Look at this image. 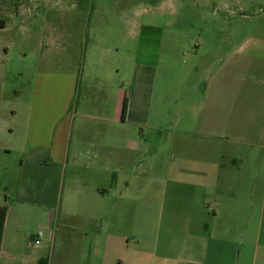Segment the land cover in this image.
I'll return each mask as SVG.
<instances>
[{
	"label": "crops",
	"instance_id": "crops-1",
	"mask_svg": "<svg viewBox=\"0 0 264 264\" xmlns=\"http://www.w3.org/2000/svg\"><path fill=\"white\" fill-rule=\"evenodd\" d=\"M15 8L10 13L8 8L0 11V18L6 20L4 29L17 25ZM84 62L72 63L70 69L39 72L23 123H8L0 101V157L11 152L9 135L22 130V152L28 159L55 166L63 176L71 165L72 171L82 170L104 182L89 192L82 190L91 203L85 201L79 209L67 203L0 201V264H264V189H258L261 162H254L250 187H232L233 176L242 167L238 158L228 157L224 140L250 139L256 131L252 139L264 141V77L258 92L251 84L234 86L227 76L215 91L206 86L203 102L186 109L192 120L182 127L183 134L202 138L182 141L186 155L175 153L165 161L160 174L165 182L152 188L150 168L133 155L149 149L142 127L134 139V124L147 122L163 129L168 123L165 108L149 112L129 102L123 118V95L119 106L109 108V87L101 75L97 82L87 80L84 97L77 95L86 74ZM234 89L240 91L235 96ZM10 112L18 113L14 107ZM86 131L93 137L91 161L82 159ZM4 137L8 143L2 142ZM121 175L127 181L117 196V188H107V180ZM243 191L253 196L247 203L239 198ZM260 193L263 201L256 207L254 197ZM25 205L41 212L37 229L23 230L19 216L28 210ZM39 230L43 236L35 243Z\"/></svg>",
	"mask_w": 264,
	"mask_h": 264
},
{
	"label": "rangeland",
	"instance_id": "rangeland-1",
	"mask_svg": "<svg viewBox=\"0 0 264 264\" xmlns=\"http://www.w3.org/2000/svg\"><path fill=\"white\" fill-rule=\"evenodd\" d=\"M12 7L16 10L13 21L17 25L0 28L3 118L8 123H23L39 72L70 69L72 63L85 61L86 74L77 95L84 97L87 80L97 82V75H101L109 87L106 100L112 110L120 105L125 94L128 105L130 102L133 107L147 108L149 112L165 108L168 123L163 129L147 122L134 124V139L142 127L149 149L134 151L133 155L144 159V166L150 168L147 174L152 188L161 187L165 182L164 175H160L165 161L175 153L178 157L186 155L180 143L202 138L183 134L182 127L192 120L186 109L203 102L206 86L215 91L221 78L227 76L234 80V86L251 84L258 92L259 80L264 77V0L0 2V11L8 8L10 13ZM252 59L254 67L250 64ZM240 65L241 69L237 68ZM255 66L260 69L255 71ZM239 92L234 89L233 95ZM11 107L18 111L14 116ZM85 123L96 121L85 120ZM252 135L255 138L256 131ZM9 136L11 152L1 153L0 157V201L19 205L22 201L67 203L72 209H79V205L91 201L87 195H81L82 190L89 192L104 182L87 176L82 170L72 171L71 165L63 176L55 166L47 167L36 158L24 156L22 130ZM92 138L88 131L82 138L84 161L93 158ZM252 138H224L228 157L238 158L242 167L233 176L231 186L245 190L250 187L248 177L256 169L257 160L261 162L258 189L263 191L264 141L256 142ZM7 141L8 137L2 140ZM238 175L243 179L238 180ZM125 181L127 178L123 175L112 178L107 180V188H117L119 196ZM252 197L246 191L239 194L244 203ZM254 201L258 207L263 194L255 195ZM25 206L28 210L19 216L23 230L37 229L41 212L30 211Z\"/></svg>",
	"mask_w": 264,
	"mask_h": 264
},
{
	"label": "trees",
	"instance_id": "trees-1",
	"mask_svg": "<svg viewBox=\"0 0 264 264\" xmlns=\"http://www.w3.org/2000/svg\"><path fill=\"white\" fill-rule=\"evenodd\" d=\"M6 25V20L4 18H0V28L5 27ZM128 109V97L125 94L123 97V101H122V117L124 118L126 115ZM0 244H1V233H0Z\"/></svg>",
	"mask_w": 264,
	"mask_h": 264
},
{
	"label": "built area",
	"instance_id": "built-area-1",
	"mask_svg": "<svg viewBox=\"0 0 264 264\" xmlns=\"http://www.w3.org/2000/svg\"><path fill=\"white\" fill-rule=\"evenodd\" d=\"M43 236V230H39L36 234V237L33 239V242L40 243V239Z\"/></svg>",
	"mask_w": 264,
	"mask_h": 264
}]
</instances>
